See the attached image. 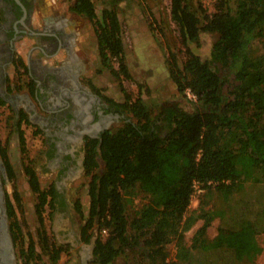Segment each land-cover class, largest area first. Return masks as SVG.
<instances>
[{
	"label": "trees",
	"instance_id": "1",
	"mask_svg": "<svg viewBox=\"0 0 264 264\" xmlns=\"http://www.w3.org/2000/svg\"><path fill=\"white\" fill-rule=\"evenodd\" d=\"M73 1L70 9L92 22L101 63L120 84L125 100L102 97L131 115L121 127L103 131L101 138L87 137L85 143L89 209L81 238L90 243L98 230L94 263L112 264L139 241L148 264H169L171 242L177 247L174 264L253 263L258 252L255 235L264 233V52L253 48L258 41L264 49V0H216L212 14L193 0H171V17L179 27L186 59L181 63L177 53L168 50L169 74L178 92L187 96L189 89L196 101L193 111L176 103L166 105L157 118L142 96V83L137 84L136 97L124 88L125 80L134 79L116 1L100 16L93 0ZM202 32L218 34L205 60L191 48L192 43H200ZM19 65L25 66L22 59ZM23 123L31 122L21 110L15 124L27 154ZM0 146L13 181L16 172L8 148L3 142ZM24 165L38 198L36 214L45 229V208L49 205L54 217L58 192L55 185L42 189L31 160ZM194 180L212 181L204 195L212 193L217 201L189 210ZM139 197L143 203L130 217L128 205ZM14 199L22 209L17 189ZM75 205L83 217L81 201ZM9 209L15 239L22 242L23 226L11 198ZM216 219L218 233L208 240V229ZM199 220L202 224L189 244L185 233ZM45 230L44 249L57 264L64 248L48 241ZM21 248L29 264L36 256L33 240L27 249Z\"/></svg>",
	"mask_w": 264,
	"mask_h": 264
},
{
	"label": "rangeland",
	"instance_id": "2",
	"mask_svg": "<svg viewBox=\"0 0 264 264\" xmlns=\"http://www.w3.org/2000/svg\"><path fill=\"white\" fill-rule=\"evenodd\" d=\"M118 5V13L124 29V42L126 45L127 63L129 69L138 79L124 81V88L134 97L138 96V83L143 84L142 96L146 102L153 109V116L158 117L162 108L166 105L176 103L183 109L193 111L195 108V101L188 96L180 94L175 87L168 80L167 60L169 51H175L179 62L183 63L186 59L185 46L181 41L179 27L171 17V0H115ZM99 16L102 13L105 5H110L112 0H96ZM197 5L202 4L208 14H212L217 9L216 0H193ZM218 34L202 32L200 43L191 44L192 50L199 54L205 60L210 58L213 43L217 39ZM253 48L257 52H264L263 43L256 41ZM98 62L100 56L98 55ZM22 67V66H21ZM27 75V74H26ZM170 76V75H169ZM104 83L108 86L106 93L105 89H99L100 96L112 95L116 101L123 100L124 93L120 84L114 80V77L108 72L103 76ZM87 83V81H84ZM146 88L149 92H145ZM96 89V88H95ZM111 89V90H110ZM23 93L28 88L23 86L16 89ZM115 94V96L113 95ZM112 98V97H111ZM125 100V97H124ZM109 116V115H108ZM108 121L109 129L116 130L121 127L131 117L127 112L123 116H117ZM121 117V118H120ZM119 120V121H118ZM16 117L14 111L9 104L0 105V142L6 144L10 160H12L14 170L16 172L15 180H9L7 184L8 192L11 199H13L17 207V215L23 226V243L19 241L20 246L27 249L33 240L36 249L35 258H31L29 264H53L50 253L44 249L43 230L47 233L48 241L61 246L64 251L57 264H82L83 258L88 257L89 264L94 263V256L91 251V243L82 241L80 235V228L85 224L84 216L87 211L84 210L86 203V196L88 197V183L89 177H85L80 173V178L73 181L72 184L65 185L67 195H70V207L67 210L57 208L54 211V217L51 216L52 208L48 205L44 212V225L42 227L36 214V204L38 198L30 187L28 176L25 174V163H31L36 168L39 175V180L42 189H48L53 181L56 172H49L46 159L42 154L45 149L44 133H35L36 127L28 126L23 123L28 152L22 151V145L19 138V130L15 124ZM161 129L160 132H164ZM100 171L104 168V163L100 159ZM18 190L21 196L22 209L18 208V204L14 199V192ZM207 190V189H206ZM206 192V191H205ZM198 194L190 203L189 210L197 209L202 202L209 203L207 207L211 206L217 201V197L212 193ZM69 199V197H68ZM70 200V199H69ZM77 200L81 201V206L85 215H82L75 209ZM89 200V197H88ZM143 203L141 197L136 198L133 203L128 205V215L133 216L136 209L140 208ZM59 206V203L57 204ZM58 212V213H57ZM60 214L59 219H55V214ZM202 224V220L197 221L191 229L186 231V242L191 243L194 232ZM219 219L214 220L208 229L207 239L213 240L218 233ZM68 235H67V234ZM107 234L106 231H103ZM98 230L95 231L96 238ZM258 252L256 253L255 261L251 264H264V233L255 235ZM22 243V244H21ZM169 257L167 261L169 264H174L176 261L177 247L175 242L168 245ZM25 262L27 260L25 259ZM112 264H148L146 261V251L143 247V242L139 241L135 246L128 250L126 254L118 257Z\"/></svg>",
	"mask_w": 264,
	"mask_h": 264
},
{
	"label": "flooded vegetation",
	"instance_id": "3",
	"mask_svg": "<svg viewBox=\"0 0 264 264\" xmlns=\"http://www.w3.org/2000/svg\"><path fill=\"white\" fill-rule=\"evenodd\" d=\"M36 1L0 0V105L1 99L5 100L4 105L9 104L16 119L24 110L42 128L48 148L46 162L50 160L47 168L49 172L55 168L56 172L50 185L56 186L58 207L68 211L70 203L65 185L74 181L72 178L81 168L84 170L81 153L85 154L87 137L101 138L102 132L109 129V119L123 116V112L104 98L89 93L82 80L60 68L37 60L26 75L25 66L19 65L17 42L25 33ZM58 31L60 28L54 25L46 29V35L50 37ZM23 86L28 90L23 93L16 90ZM9 180L0 146V264H27L12 229Z\"/></svg>",
	"mask_w": 264,
	"mask_h": 264
},
{
	"label": "crops",
	"instance_id": "4",
	"mask_svg": "<svg viewBox=\"0 0 264 264\" xmlns=\"http://www.w3.org/2000/svg\"><path fill=\"white\" fill-rule=\"evenodd\" d=\"M93 1L98 12L97 2L96 0ZM73 3V0H37L33 6L31 18L26 23L25 33L17 42V53L24 62L26 74H29L32 62L38 60L41 64H48L53 68L62 69L64 73L73 74L77 79L83 81L89 93L97 94L100 98H103L99 95L98 90L105 89L106 93L109 92L107 91L108 86L103 79V76L108 71L103 67L101 60L98 62L99 47L95 29L88 18L70 9ZM108 6L110 5H105V7ZM118 14L120 17V13ZM54 25L58 26L60 31L53 33L49 37L46 35V29ZM168 73L169 70L167 71ZM132 75L133 79L138 82L133 72ZM169 75L168 80L177 90ZM114 80L116 81L115 78ZM84 81H87V83ZM113 95L115 96V94ZM110 97L113 98L112 95ZM122 99L117 102H123L124 96ZM30 122L27 125L36 127L35 133L43 132L37 123L31 120ZM44 146L45 149L42 154L45 157L48 148L47 145ZM84 155L82 152V160H84ZM48 161L50 162V160ZM80 173L84 175L82 168L72 179L74 181L79 179ZM68 197L69 201H71L70 195ZM88 197L86 196L87 199L84 206V210L87 212L89 209ZM59 215L57 214V219H59Z\"/></svg>",
	"mask_w": 264,
	"mask_h": 264
},
{
	"label": "built area",
	"instance_id": "5",
	"mask_svg": "<svg viewBox=\"0 0 264 264\" xmlns=\"http://www.w3.org/2000/svg\"><path fill=\"white\" fill-rule=\"evenodd\" d=\"M187 96L196 101V96L188 89L187 90ZM200 155V154H199ZM198 155V156H199ZM213 182L212 181H209V182H203V181H200V180H194L193 181V192L191 194V200L195 197H197L198 194H202L206 191V186L207 184H212Z\"/></svg>",
	"mask_w": 264,
	"mask_h": 264
},
{
	"label": "water",
	"instance_id": "6",
	"mask_svg": "<svg viewBox=\"0 0 264 264\" xmlns=\"http://www.w3.org/2000/svg\"><path fill=\"white\" fill-rule=\"evenodd\" d=\"M17 1H19V0H17ZM96 97H98V98H100L97 94H94ZM105 129H107L106 127H105ZM95 239L96 238H94V240H92V243H91V251H92V253H93V250H94V241H95ZM82 264H89V259H88V257H85V258H83V261H82Z\"/></svg>",
	"mask_w": 264,
	"mask_h": 264
}]
</instances>
